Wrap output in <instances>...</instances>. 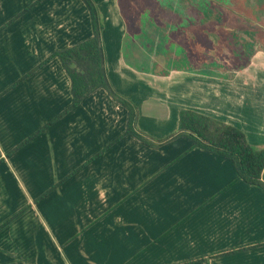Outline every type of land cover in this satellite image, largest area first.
Returning <instances> with one entry per match:
<instances>
[{"label": "crops", "instance_id": "0c3cea01", "mask_svg": "<svg viewBox=\"0 0 264 264\" xmlns=\"http://www.w3.org/2000/svg\"><path fill=\"white\" fill-rule=\"evenodd\" d=\"M94 2L108 78L135 104V128L157 143L125 133L128 108L100 86L7 154L72 101L56 55L15 81L93 25L84 0H0V264H264L263 188L189 137L165 139L189 108L264 143L259 124L243 121L264 78L246 88L227 71L211 41L221 23L205 45L193 33L189 47L185 23L154 37L140 1Z\"/></svg>", "mask_w": 264, "mask_h": 264}, {"label": "trees", "instance_id": "16d2710c", "mask_svg": "<svg viewBox=\"0 0 264 264\" xmlns=\"http://www.w3.org/2000/svg\"><path fill=\"white\" fill-rule=\"evenodd\" d=\"M84 2L87 4L91 14L93 34L71 46L54 50L36 64L35 67L31 68L15 81L16 83L21 80L34 68L43 64L51 56L56 55L59 57L71 80V103L19 142L15 147L9 150L7 154L37 135L67 110L76 106L87 94L100 86H103L116 100L120 101L128 108L127 128L125 133L134 134L148 144L157 143L151 141L149 135L135 128L137 117V108L135 104L129 98L119 93L110 82L105 65L101 31L102 22L98 8L94 0H84ZM34 3L35 1L24 8L22 12ZM178 135L189 137L192 140L193 146H200L226 156L230 159L235 168L237 173L236 179L241 178L248 183L257 184L264 190V181L262 180V175L264 173V147H257L250 143L246 138L245 132L241 128L208 114L189 108H181L179 111L178 130L168 135L165 139ZM55 185L56 184L53 186ZM48 190H50V188ZM260 243H263V241L255 242L253 245ZM247 246L249 245L238 248L240 249Z\"/></svg>", "mask_w": 264, "mask_h": 264}, {"label": "rangeland", "instance_id": "374dc122", "mask_svg": "<svg viewBox=\"0 0 264 264\" xmlns=\"http://www.w3.org/2000/svg\"><path fill=\"white\" fill-rule=\"evenodd\" d=\"M135 1H140L141 6L145 9L144 14L141 16L142 23H146L144 26H148L147 23L149 21L152 23L151 28L153 29L150 30V33H152L154 37L157 35V30L165 28L166 23L170 24L171 21L176 24L185 23L186 27L179 28L178 30L181 32V39L185 44L188 43L187 45L189 47L191 46V37L192 39L196 37L194 34H198L196 38L201 35L198 39L201 45H205L208 39L207 33L212 31L210 27L214 30L213 27L218 28V24L221 23L223 27L220 26L221 28L218 30V34L221 36L227 34V37L222 41L216 32L215 34H211L212 36L216 35L215 39H211V41H213L214 44L220 43L217 44V50H222L220 57L224 59L227 67H229L227 71L231 72L232 77H235V79L246 88H254L260 83V76L264 78V0ZM229 23H233L235 26L240 27H232V31L234 32L229 34ZM246 27L249 30H246ZM173 28L175 27L173 26ZM190 30H193V32ZM229 53L230 55L234 54V56H228ZM225 55L228 57H225ZM209 56L214 57L215 62L218 61L216 53H209ZM144 64L145 67L149 68L146 61ZM164 66H166V63H164ZM150 67H153V71L156 70L155 64ZM166 71L168 70L166 69L165 73ZM200 73L202 74L203 72L200 71ZM256 79L259 82L255 84ZM261 84L263 83L261 82L260 85ZM262 87L264 86L262 85ZM252 97L258 100H256L257 102L246 101L243 121L251 125L259 124V128L256 129L258 132L256 137L263 135L264 139V96L261 99L255 96ZM253 144L257 147H264V143L253 142Z\"/></svg>", "mask_w": 264, "mask_h": 264}]
</instances>
